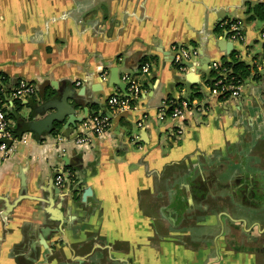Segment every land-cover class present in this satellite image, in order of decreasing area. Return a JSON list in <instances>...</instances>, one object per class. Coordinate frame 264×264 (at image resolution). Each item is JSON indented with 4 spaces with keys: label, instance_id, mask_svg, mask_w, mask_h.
Segmentation results:
<instances>
[{
    "label": "crops",
    "instance_id": "0c3cea01",
    "mask_svg": "<svg viewBox=\"0 0 264 264\" xmlns=\"http://www.w3.org/2000/svg\"><path fill=\"white\" fill-rule=\"evenodd\" d=\"M257 2L0 0V72L8 89L35 85L8 99L0 264H264V20L246 13ZM181 48L196 51L189 65L174 61ZM233 50L258 76L223 98L211 62ZM123 75L138 91L116 109ZM194 92L182 117L162 112ZM56 112L110 122L78 145L79 121L67 136ZM254 178L261 194L245 204Z\"/></svg>",
    "mask_w": 264,
    "mask_h": 264
},
{
    "label": "built area",
    "instance_id": "2783aa9c",
    "mask_svg": "<svg viewBox=\"0 0 264 264\" xmlns=\"http://www.w3.org/2000/svg\"><path fill=\"white\" fill-rule=\"evenodd\" d=\"M225 27L227 29V35L232 41H240L243 39L241 33V22L239 20L226 22ZM261 36L264 38V32L261 33ZM196 54L195 50H189L187 48H181L179 52L174 56V61L181 63L184 60H188L191 57H194ZM211 67L215 70L224 72V69L221 68V63L216 61L211 62ZM225 73V72H224ZM223 73V75H225ZM123 80L127 83V88L125 91V97L120 98L117 95H111L108 98V103L119 109L124 106L128 101V98L138 91V84L128 77V75H123ZM2 81L0 77V91L4 90L2 86ZM240 86L235 85L231 82L224 83L221 77H215L213 89L221 94L223 91H230L229 96H239L240 95ZM35 92V85L32 82H29L24 79H19L13 88H10L8 95L5 100H0V154L2 157L7 155L10 145L15 141V137L12 132L11 124L9 119L6 117V109L8 108V99H20L27 97ZM168 102L162 107V112H166L165 108L168 106ZM189 101L186 98H181L172 108L170 113H168L173 118H180L184 115L185 111L189 109ZM110 116L104 113H95L84 120L78 122L80 126L76 125L75 133V143L78 145L89 144L92 138L95 135H100L103 133L106 128L109 126ZM70 172L68 170H60L55 174V182L58 185L64 184L69 177Z\"/></svg>",
    "mask_w": 264,
    "mask_h": 264
},
{
    "label": "trees",
    "instance_id": "16d2710c",
    "mask_svg": "<svg viewBox=\"0 0 264 264\" xmlns=\"http://www.w3.org/2000/svg\"><path fill=\"white\" fill-rule=\"evenodd\" d=\"M246 13L248 14V18H257L259 20H264V3L262 2H257V3H253V4H247L246 7ZM236 50H233L230 53V59L229 60H223L221 63V68L224 69V72L219 71V70H215L212 69L211 74L214 75V77H221L224 83H228L231 82L235 85H242V83L249 77H254L256 78L258 76V74L254 73V69H255V64L253 63L251 66L238 59L236 57ZM261 61L264 63V51H263V56ZM256 70V69H255ZM223 73L225 75H223ZM252 74V75H251ZM0 77H1V81H2V86L4 88V90L0 91V100L3 101L5 100L6 96L9 93V90L5 84L6 82V76L0 72ZM229 92L230 91H223L220 95L221 97H226L229 96ZM200 95V93L198 92H194L193 95L189 94L188 98L189 100L193 99V96H198ZM183 97H180L178 99H167V102L169 103L168 106L165 108L166 113H170V111L172 110L173 106ZM18 99H13V103L15 104V102ZM188 100V101H189ZM14 108L11 110L9 108L6 109V117L8 119H10L13 116L14 113ZM13 132V130H12ZM14 135V133H13Z\"/></svg>",
    "mask_w": 264,
    "mask_h": 264
},
{
    "label": "water",
    "instance_id": "95a60500",
    "mask_svg": "<svg viewBox=\"0 0 264 264\" xmlns=\"http://www.w3.org/2000/svg\"><path fill=\"white\" fill-rule=\"evenodd\" d=\"M230 44V45H229ZM229 48H224L225 50L229 51L232 49V44L228 43ZM184 64H190L188 60L183 61ZM206 69V68H205ZM121 84V83H120ZM125 88L123 85L122 88ZM82 117H77L73 112H69L66 115L60 114L59 112H56L52 118H50V122L57 121L60 123L59 131L64 133L65 135H69V133L72 131L73 127L76 125L78 121H80ZM62 123V125H61Z\"/></svg>",
    "mask_w": 264,
    "mask_h": 264
},
{
    "label": "flooded vegetation",
    "instance_id": "af4514ba",
    "mask_svg": "<svg viewBox=\"0 0 264 264\" xmlns=\"http://www.w3.org/2000/svg\"><path fill=\"white\" fill-rule=\"evenodd\" d=\"M259 190H260L259 183L257 184L255 182H251L249 184L243 185L240 189V194H238L239 195L238 198L241 197L245 204H250L248 199L253 197L252 199L257 200L258 196H260L261 194ZM256 202H257L256 203L257 207H259L260 204L264 203V199H262L261 197Z\"/></svg>",
    "mask_w": 264,
    "mask_h": 264
},
{
    "label": "rangeland",
    "instance_id": "374dc122",
    "mask_svg": "<svg viewBox=\"0 0 264 264\" xmlns=\"http://www.w3.org/2000/svg\"><path fill=\"white\" fill-rule=\"evenodd\" d=\"M236 158H239V159H240V157H237V156L235 157V156H234V160H235ZM246 170H247V169H246ZM248 172H249V171L246 172V175H247L246 177H248V175H249ZM256 180H257V178H254L253 181L256 182ZM259 185H260V184H259ZM261 186H262V185H261ZM262 189H264V188H262ZM259 192H261V191L259 190ZM238 204H239V203H238Z\"/></svg>",
    "mask_w": 264,
    "mask_h": 264
}]
</instances>
